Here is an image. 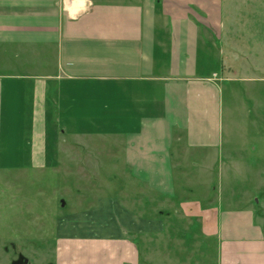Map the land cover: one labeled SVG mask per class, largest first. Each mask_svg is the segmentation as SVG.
<instances>
[{
  "label": "crops",
  "instance_id": "1",
  "mask_svg": "<svg viewBox=\"0 0 264 264\" xmlns=\"http://www.w3.org/2000/svg\"><path fill=\"white\" fill-rule=\"evenodd\" d=\"M261 19L264 0H0V165L23 156L42 165L47 142H64L70 131L69 142L88 146L90 156L102 143L121 165L124 197L100 203L120 222L119 236H100L111 253L107 264H140L144 234L159 245L155 235L174 216L198 242L200 260L208 250L201 244L214 242L218 264H264L255 208L263 203L264 169L248 165L264 159V150L256 155L255 145L240 140L252 134L230 142L239 164L233 178L252 180L253 191L233 190L224 205L220 190L211 200V188L198 199L181 197L184 183L180 197L176 189L191 151L204 154L205 170L219 164L220 84L241 86L231 94L245 118L253 108L264 114L256 91L264 83ZM33 59L41 71L30 72ZM13 61L29 71L14 73ZM250 127L264 138V123ZM131 193L152 208L125 205ZM158 255L173 264L169 251L151 257Z\"/></svg>",
  "mask_w": 264,
  "mask_h": 264
},
{
  "label": "rangeland",
  "instance_id": "2",
  "mask_svg": "<svg viewBox=\"0 0 264 264\" xmlns=\"http://www.w3.org/2000/svg\"><path fill=\"white\" fill-rule=\"evenodd\" d=\"M260 21L263 24L261 28H264V20H257L258 24ZM34 54L37 52L33 51ZM32 64L30 72L41 71L39 61L34 60ZM11 70L14 73L29 71L28 67H25V70L17 67L14 61ZM256 85V91L262 92L258 97L264 99V83ZM234 87L241 88L237 83L220 84V123L221 127L222 124L224 126V142L219 148L220 156H217L219 164L215 165L213 170H205L209 163L203 161L204 154L201 151H191L187 178L176 179L179 197L182 194L180 184L183 183L186 190L182 198L198 199V193L202 192V189L211 188L210 199L217 197L220 190L225 198L224 205L233 190L240 194H243L244 190L253 191L252 180L233 178L238 162L236 164L232 160L234 144L230 141H238L236 133L249 132L251 136H245L240 140L251 142L257 147L256 155L260 154L264 150L261 144L264 138H259L257 133L254 137L250 126L263 124L264 121L257 118L262 112L256 113L255 108L252 109L253 122L245 118L246 112H240L239 106L234 105L236 100L231 94V91L235 90ZM210 119L213 120L212 115ZM69 134L70 131H67L64 142H47V158L42 165L37 163L33 165L28 161V156H23L21 160L12 164L1 163L3 166L0 165V264L108 263L111 253L105 244L107 239H100V236L116 237L121 234L118 225L119 214L116 211L103 210L100 203L104 199L119 201L124 197L121 195L123 189L120 188L123 180L119 178L121 165L119 162H110L112 157L109 150H103L102 146H98L102 143L96 142V146L99 147L96 149L99 151L90 156L87 150L89 142H80L87 147H77L75 142H69ZM73 150L77 152L74 154ZM38 159L39 157L35 156V160ZM248 165L254 166L257 172L264 169V159L256 157ZM215 189L216 193L213 192ZM131 194L125 205L134 210L140 206L143 209L152 208V205L147 204L146 197L136 204L134 194ZM258 198L263 203L255 207L256 215L264 229V193ZM172 219L167 220L174 223L166 227L165 233L155 235L156 238L161 236L162 243L159 245L151 241V234L149 236L144 234V241L139 243L142 255L140 264H165L159 255L151 257L157 251L164 253L169 251L173 264H195L198 259L199 264H218L216 243H200L202 251L206 250V246L208 249L205 251L206 257L200 260L198 242H191L193 238L187 236L184 230L187 226H180L177 217L174 216ZM79 233L99 238L76 237Z\"/></svg>",
  "mask_w": 264,
  "mask_h": 264
}]
</instances>
